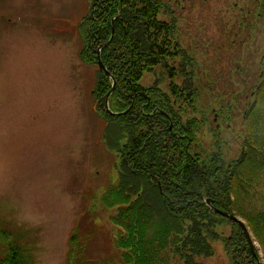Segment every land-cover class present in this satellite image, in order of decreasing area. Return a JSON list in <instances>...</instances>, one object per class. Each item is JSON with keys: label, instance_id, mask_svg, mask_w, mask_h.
Segmentation results:
<instances>
[{"label": "trees", "instance_id": "1", "mask_svg": "<svg viewBox=\"0 0 264 264\" xmlns=\"http://www.w3.org/2000/svg\"><path fill=\"white\" fill-rule=\"evenodd\" d=\"M88 2L78 26V55L97 65L95 111L103 119L106 143L119 158L118 178L105 190L104 200L116 208L114 238L125 263L153 264L156 254L167 248L184 264H207L201 260L215 253L217 240L224 242L231 264L264 263L259 247L257 256L253 254L241 226L214 210L241 216L260 236L264 211L244 215L242 201L257 194L256 177L264 170L263 131L254 121L264 101V0H216L209 20L217 31L230 30L228 49L244 77L241 88L231 92L236 101L224 99L221 106L231 113L243 92L255 96L245 115L244 134L232 144L221 142L219 125L210 129V120L218 115L200 108L204 81L195 71L200 58L207 60L191 54L182 42L176 0ZM100 47L102 62L116 81L109 97L113 79L99 67ZM160 64L171 78L168 90L157 81L140 84ZM107 99L115 114L108 110ZM204 132L212 138L207 146L202 143ZM227 145L238 146L237 154L228 157ZM223 223L231 225L230 234L219 231ZM8 262L28 264L14 254Z\"/></svg>", "mask_w": 264, "mask_h": 264}, {"label": "rangeland", "instance_id": "2", "mask_svg": "<svg viewBox=\"0 0 264 264\" xmlns=\"http://www.w3.org/2000/svg\"><path fill=\"white\" fill-rule=\"evenodd\" d=\"M176 1L182 42L207 60L200 58L195 71L204 81L205 107L201 103L200 108L218 115L210 118V129L219 125L221 142L232 144L244 134L255 96L243 92L231 113L221 106L224 99L236 101L231 92L244 80L228 49L230 30L209 24L216 0ZM88 5V0H0V264H11L12 254L28 264H126L114 238L116 208L104 200L118 178L119 158L106 143L103 119L95 111L97 65L78 55V26ZM170 80L160 64L139 82L157 81L168 90ZM254 121L264 142V101ZM209 133H203L205 146L212 143ZM238 148L227 145L225 153L234 156ZM261 172L257 194L242 201L244 215L264 211ZM218 229L225 235L232 231L229 223ZM250 232L264 256V226L260 236ZM214 248L202 262L231 264L222 240ZM162 252L153 264H184L174 251Z\"/></svg>", "mask_w": 264, "mask_h": 264}, {"label": "water", "instance_id": "3", "mask_svg": "<svg viewBox=\"0 0 264 264\" xmlns=\"http://www.w3.org/2000/svg\"><path fill=\"white\" fill-rule=\"evenodd\" d=\"M113 31H114V29H113ZM106 44H108V42ZM98 63H99V67L102 68L106 72V74L113 79V86H112L111 90L107 94V97H109L111 95V93L113 92L114 88H115L116 81H115L114 77L110 74V72L108 71V69L106 68L104 63L102 62V59H101V47L98 50ZM132 106L133 105H131L125 112L130 110L132 108ZM107 108H108V110L110 111L111 114H115V112H113L109 108L108 99H107ZM207 203L208 204L210 203V201L208 199H207ZM214 210L217 213H219V214H221L223 216H226L229 219L237 222L241 226V228H242V230H243V232L245 234V237H246V239H247V241H248V243H249V245L251 247V250H252L253 254L257 256V251H256V248H255L256 244H255V242L253 240L251 232H250L249 228L247 227L246 223L241 218H239L237 215H235V214H233L231 212H228V211H225V210H222V209H218V208H214ZM259 264H264V263L260 260Z\"/></svg>", "mask_w": 264, "mask_h": 264}]
</instances>
